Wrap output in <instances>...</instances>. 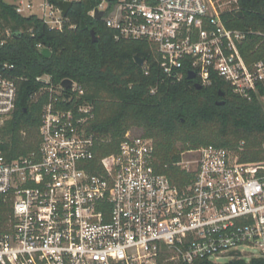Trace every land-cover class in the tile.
Masks as SVG:
<instances>
[{
	"label": "built area",
	"instance_id": "obj_1",
	"mask_svg": "<svg viewBox=\"0 0 264 264\" xmlns=\"http://www.w3.org/2000/svg\"><path fill=\"white\" fill-rule=\"evenodd\" d=\"M80 1L0 0L57 31L68 16L60 3ZM93 1L90 15L102 12L100 20L117 40L148 43L167 78L178 82L193 72L203 87L217 76L238 95L259 96L264 60L249 65L240 49L246 33L228 28L222 18L237 0ZM1 12L3 47L24 31H15ZM142 68L149 73L146 60ZM13 69L0 62V131L17 107ZM36 81L44 85L39 92L49 94L38 149L10 160L0 147V194L12 201L11 221L0 233V264L264 259V160H247L244 142L183 152L176 166L191 174L176 183L156 169L153 138L129 130L117 153L101 156L88 128L93 106L59 105L84 95L81 87L73 81L65 90L50 76Z\"/></svg>",
	"mask_w": 264,
	"mask_h": 264
},
{
	"label": "trees",
	"instance_id": "obj_2",
	"mask_svg": "<svg viewBox=\"0 0 264 264\" xmlns=\"http://www.w3.org/2000/svg\"><path fill=\"white\" fill-rule=\"evenodd\" d=\"M95 4L93 0L74 2L64 30L57 31L36 17L17 15L0 2L5 22L15 31H24L0 47V62L14 65L11 75L18 84L16 111L0 131V147L8 159L38 149L43 105L49 94L39 92L44 85L36 78L50 76L55 86L70 79L84 91L59 105L93 106L88 128L97 138L101 156L117 153L127 131L133 130L153 138L156 169L176 183H184L191 174L176 166L188 150L208 145L234 148L244 142L247 160H264V105L259 98L264 96V83L258 85L259 96L252 93L249 99L217 76L201 89L196 79L167 78L153 60L148 43L117 40L102 20L90 15ZM222 18L228 28L246 33L240 46L246 62L264 60V0L231 1ZM38 45L50 49L51 56L45 57ZM137 56L148 62V74L136 64ZM11 217L12 201L0 194V233L8 229ZM220 264H264V259Z\"/></svg>",
	"mask_w": 264,
	"mask_h": 264
},
{
	"label": "water",
	"instance_id": "obj_3",
	"mask_svg": "<svg viewBox=\"0 0 264 264\" xmlns=\"http://www.w3.org/2000/svg\"><path fill=\"white\" fill-rule=\"evenodd\" d=\"M60 7H61V9H62V11H63L64 16H67L69 10H70L71 7H72V3H70V2L60 3ZM239 14L242 15L241 13H239ZM102 16H103V13H102V12H99V11H96V12H95V20H100V19L102 18ZM92 37H93V41L96 42L97 39H96V33H95L94 30L92 31ZM42 54H43L45 57L48 58V57L51 56L52 53H51V50H50V49H48V48H44V49L42 50ZM135 62H136V64H137L138 66L142 67L143 64H144V62H145V59L140 58V57L137 56V57H135ZM188 79H189V80H193V79H195V73H193V72H189V74H188ZM61 86H62L65 90H69V89H71L72 86H73V81L70 80V79H65L64 81H62ZM196 86H197L198 89H201V88H202V86H201L200 84H196ZM221 95L223 96L224 93H221ZM68 97L71 98L70 96H68ZM224 103H225V102L222 101V102H220L219 104H224Z\"/></svg>",
	"mask_w": 264,
	"mask_h": 264
},
{
	"label": "rangeland",
	"instance_id": "obj_4",
	"mask_svg": "<svg viewBox=\"0 0 264 264\" xmlns=\"http://www.w3.org/2000/svg\"><path fill=\"white\" fill-rule=\"evenodd\" d=\"M37 1H39V0H37ZM227 7H228V6H226V9H227ZM139 132H140V131H139ZM220 262H223V261H220Z\"/></svg>",
	"mask_w": 264,
	"mask_h": 264
}]
</instances>
